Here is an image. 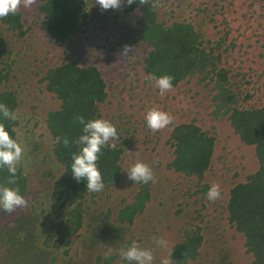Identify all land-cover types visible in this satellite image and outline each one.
<instances>
[{"label":"rangeland","instance_id":"374dc122","mask_svg":"<svg viewBox=\"0 0 264 264\" xmlns=\"http://www.w3.org/2000/svg\"><path fill=\"white\" fill-rule=\"evenodd\" d=\"M153 1L160 22L169 26L176 21L192 23L201 32L203 44L221 55L219 65L228 70L239 105H264V0ZM39 3L37 0L32 9L21 11L24 35L0 21V64L9 73V80L1 89L17 96L15 130L24 148L18 167L28 177L27 207L10 214L0 209V264L5 260L2 254L7 239L1 237V231L20 230L24 218L32 226L36 244L49 260L54 258L52 264H129L120 258L119 251L132 241L153 250L154 264H161L164 258L174 264L171 251L183 238L184 230L193 225L201 226L204 242L198 256L186 264H252L243 234L227 217V204L233 185L255 171L258 160L254 146L240 139L228 117L214 115L212 82L196 74L161 96L153 78L144 70L152 46L137 40L140 12L128 11L127 0H123L121 8L107 11L95 0H87L91 11L88 31L64 43L53 41L43 28L45 15ZM75 61L97 66L107 83L108 99L99 107L101 118L108 119L117 129L119 140L114 142L124 149L122 177L118 184L82 201L86 214L77 234L60 246L45 245L48 233L63 227L67 210L54 207L51 200L63 165L54 154L55 140L47 117L61 102L46 89L43 76L50 67ZM153 106L174 117L172 123L155 133L145 120L146 112ZM184 122L196 123L218 140L203 179L168 166L174 158L171 132ZM137 160L152 167L156 181L150 184L151 197L145 210L130 223L118 220L117 215L140 189L141 183L129 180L127 173ZM213 183L221 188L215 201L200 192L203 185ZM31 233L21 231L19 238ZM154 238L166 240L167 247L157 245ZM108 248L113 249V254L105 260Z\"/></svg>","mask_w":264,"mask_h":264},{"label":"trees","instance_id":"16d2710c","mask_svg":"<svg viewBox=\"0 0 264 264\" xmlns=\"http://www.w3.org/2000/svg\"><path fill=\"white\" fill-rule=\"evenodd\" d=\"M39 9L45 15L43 28L57 43H64L75 35L86 33L91 24L87 0H40ZM127 10L140 12L137 40L152 46L145 58V72L151 77L171 75L173 86L196 74H202L203 78L212 82L215 90L212 97L214 115L227 116L240 139L254 146L258 168L248 174L245 180L233 185L227 210L229 221L245 238L244 244L251 263L264 264V105H239V96L229 83V72L219 65L221 55L215 53L213 47L203 44L201 32L192 23L176 21L170 26L164 25L158 20V9L153 0L145 5L134 0L131 5H127ZM0 21L8 29L24 35L21 12L0 18ZM1 59L0 49L2 62ZM7 80L9 73L0 64V102H4L15 112L18 106L15 92L1 89ZM43 80L46 82V89L61 102L59 108L50 111L47 117L48 129L55 140L53 151L63 165L61 175L54 182L51 200L54 207L65 208L67 212L63 227L49 232L44 241L45 245L53 243L60 246L77 234L84 223L86 207L82 201L89 195L99 193L87 192V181L77 182L73 178L72 154L78 151V146L73 143L71 148H66L62 139L68 137L70 141H74L82 134V125L75 120L78 115H83L86 121L101 118L99 105L107 101L109 93L107 83L95 65L63 62L50 67ZM0 121L17 139V119L12 121L0 116ZM58 137L61 138L60 143L57 142ZM170 137L174 146V158L168 166L187 176L203 179L211 164L216 137L194 122L176 125ZM123 152L124 149L118 145L115 149L105 147L102 150L97 166L103 177V190L120 182ZM9 175L6 167L0 168V185H7ZM16 176L17 184L11 187H18L20 194L25 196L28 177L21 167H18ZM150 184L151 181L141 183L133 201L119 210L118 220L132 223L136 215L145 210L151 197ZM209 187L203 185L200 192L207 194ZM1 212L6 213L2 209ZM23 220L20 230L1 231V237H7L6 250L1 249L5 257L2 264H52L54 258H47L43 248L35 242L37 237L33 235L32 226L26 222V218ZM29 221L33 222L31 219ZM200 230L199 225L189 226L184 230L183 238L174 245L170 254L174 264H186L198 256L199 248L204 242ZM21 231H31L33 238L24 235L20 239Z\"/></svg>","mask_w":264,"mask_h":264},{"label":"clouds","instance_id":"9594fccd","mask_svg":"<svg viewBox=\"0 0 264 264\" xmlns=\"http://www.w3.org/2000/svg\"><path fill=\"white\" fill-rule=\"evenodd\" d=\"M102 10L119 9L122 7L123 0H95ZM134 0H127L131 5ZM141 5L149 3V0H138ZM37 4V0H0V18L8 15H15L22 10L32 9ZM125 49L124 54H127ZM160 95L163 96L173 87L171 75L165 74L159 77H153ZM0 116L5 119L15 121L16 113L4 103L0 102ZM174 117L157 106L150 108L145 115L147 127L153 132L166 128L172 123ZM75 120L82 125V134L74 141L68 137L62 139L64 147L71 148L74 143L78 146V151L72 154L71 172L73 178L79 182L87 181V192H100L104 188L103 177L97 166V161L102 155L105 147L110 149L116 148L114 141L119 140L118 132L115 125L108 119L95 118L85 120L83 115H78ZM61 142V138H57ZM24 154L22 143L14 138L7 130L5 124L0 121V168H7L10 173L7 179V185H0V209L6 213H13L17 209L27 207V199L20 194L18 187H11L17 184V170ZM128 179L135 183L148 182L155 183L156 177L152 167L143 161L137 160L129 169H127ZM221 195V188L218 183H213L207 192V198L215 201ZM155 243L160 247H167V241L164 239H155ZM113 254V249L108 248L104 253V259L107 260ZM122 260L129 264H154L155 257L153 250L143 248L136 241H132L129 246L123 247L119 251ZM161 264H169V260L164 258Z\"/></svg>","mask_w":264,"mask_h":264},{"label":"bare ground","instance_id":"6f19581e","mask_svg":"<svg viewBox=\"0 0 264 264\" xmlns=\"http://www.w3.org/2000/svg\"><path fill=\"white\" fill-rule=\"evenodd\" d=\"M103 13V12H102ZM135 13H137V15L139 14V12H135ZM139 16V15H138ZM91 33V32H90ZM103 41L104 40H102V43H103ZM112 45V44H111ZM80 57H82V56H80ZM76 59V58H75ZM77 61H79V59L77 60ZM84 61V60H83ZM76 62V61H75ZM98 64H99V62H98ZM84 65V64H83ZM228 67V66H227ZM153 78V77H152ZM157 100V99H156ZM257 106H258V104H256ZM211 112V111H210ZM193 120V119H192ZM195 121V120H194ZM181 124V123H180ZM176 127V126H175ZM174 128V127H173ZM202 128V127H201ZM207 132H209L210 133V131H207ZM216 141H218V140H216ZM213 164V163H212ZM213 166V165H212ZM228 217V216H227ZM230 226H231V224H230Z\"/></svg>","mask_w":264,"mask_h":264}]
</instances>
